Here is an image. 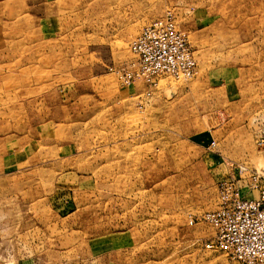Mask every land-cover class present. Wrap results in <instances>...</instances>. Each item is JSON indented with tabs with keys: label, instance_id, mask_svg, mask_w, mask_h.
Listing matches in <instances>:
<instances>
[{
	"label": "rangeland",
	"instance_id": "374dc122",
	"mask_svg": "<svg viewBox=\"0 0 264 264\" xmlns=\"http://www.w3.org/2000/svg\"><path fill=\"white\" fill-rule=\"evenodd\" d=\"M167 13L194 75L125 82L130 43ZM251 171L264 0H0V264H239L200 216Z\"/></svg>",
	"mask_w": 264,
	"mask_h": 264
},
{
	"label": "built area",
	"instance_id": "2783aa9c",
	"mask_svg": "<svg viewBox=\"0 0 264 264\" xmlns=\"http://www.w3.org/2000/svg\"><path fill=\"white\" fill-rule=\"evenodd\" d=\"M136 57L132 76L151 79L158 74L191 78L196 60L186 38L176 29L170 13L141 28L130 43ZM246 185L238 178L224 179L218 185L217 206L200 219L213 228L206 248L223 251L239 264H264V172L251 171Z\"/></svg>",
	"mask_w": 264,
	"mask_h": 264
},
{
	"label": "crops",
	"instance_id": "0c3cea01",
	"mask_svg": "<svg viewBox=\"0 0 264 264\" xmlns=\"http://www.w3.org/2000/svg\"><path fill=\"white\" fill-rule=\"evenodd\" d=\"M114 240H109L107 242L101 241L100 239L96 241H91V245H96V251L91 253V257L97 258L102 256L104 258L105 253L109 252L110 250H114L112 247L114 245ZM104 245V246H103ZM103 246V247H102ZM94 250V248H93ZM100 259V258H98Z\"/></svg>",
	"mask_w": 264,
	"mask_h": 264
}]
</instances>
